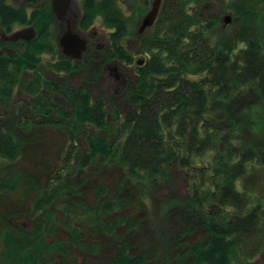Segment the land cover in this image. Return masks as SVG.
<instances>
[{
    "label": "trees",
    "instance_id": "trees-1",
    "mask_svg": "<svg viewBox=\"0 0 264 264\" xmlns=\"http://www.w3.org/2000/svg\"><path fill=\"white\" fill-rule=\"evenodd\" d=\"M204 1L163 0L150 32L139 34L135 16L126 15L120 0H81L82 29L90 28L97 19L111 29V52L106 59L135 65V78L127 90L132 108L121 112L103 96L93 97L89 89L71 86L68 78L80 70L81 62L90 65L95 58L87 51L82 58L73 59L57 50L51 38L55 16L50 1L28 12L0 0L2 27L10 32L16 24H33L37 31L30 41L0 40V48L6 47L0 53V105L10 104L16 88L29 97L23 102V118H9L11 127L0 126V158L18 160L25 147L19 131L27 133L34 127L62 128L70 142L63 164L48 183L34 182L37 191L31 200L32 213L53 217L50 207L57 200L70 202L78 193L73 176L97 159L119 166L125 178L141 188L173 187L177 174L185 173L187 196H169L164 207L184 206L197 227L180 225L168 234L165 230L171 216L164 210L160 214L162 247H173L176 256L161 261L144 253L131 254L123 233L104 221L105 232L119 242L111 264H168L171 260L176 264H233L236 255L249 260L264 250L261 154L252 144H240L251 127L244 117L251 116L253 103L245 93L253 92L255 100L264 102V0H226L225 8L244 19L228 39L213 36L218 21L203 17L199 6ZM130 38L138 42L136 53L144 55L141 65L125 45ZM44 53L57 56L46 69L41 68ZM110 113L113 117L109 119ZM258 121L264 123L260 116ZM78 136H84L87 144L83 152ZM1 169L0 174H5ZM8 176L0 178L2 194L19 185L16 174ZM97 194L109 199V211H114L120 200L106 186L99 187ZM123 221L120 216L118 222ZM135 222L129 220L131 228L137 226ZM196 228L203 234L193 240ZM45 230L40 221L21 238L0 230L8 263L55 264L50 262V254L57 250L65 254L67 249L47 242ZM71 236L73 244L81 247L79 231H71ZM64 264L71 263L66 260Z\"/></svg>",
    "mask_w": 264,
    "mask_h": 264
},
{
    "label": "rangeland",
    "instance_id": "rangeland-1",
    "mask_svg": "<svg viewBox=\"0 0 264 264\" xmlns=\"http://www.w3.org/2000/svg\"><path fill=\"white\" fill-rule=\"evenodd\" d=\"M9 1L17 6L24 3V0ZM32 1L36 5L50 0ZM152 2L153 0H120L119 2L126 15L135 16L137 33L140 21L151 9ZM226 2V0H205L199 6L203 10L204 18L217 19V26L212 32L216 39L233 37L244 22L243 17L236 16L231 9L225 8ZM77 6L81 8V0H73L70 17H73L72 12H77ZM139 8L143 9L145 13H140ZM227 16L231 17L229 23L225 22ZM77 28L78 26L75 27L76 31ZM66 29L67 23L65 21L58 20L52 23L51 38L59 52H61L59 39ZM110 31L111 29L104 25L101 19L96 20L86 34L89 39L88 54L91 53L95 60L91 61L90 65L81 62L80 70L71 75L68 81L73 87L82 86L89 89L93 97L103 96L108 103H113L115 108L124 112L132 108L127 101V90L135 78V65L117 59H106L111 52L109 48ZM145 32H150V28ZM98 44H101L100 48H97ZM125 45L128 50L134 52L136 60L144 56L142 53H136L139 45L135 38L125 40ZM0 52H2L1 49ZM56 57L44 53L41 68L46 69L47 64ZM117 74L121 77L119 80L116 78ZM245 96L246 98L250 97L252 99L250 103H253L252 107L249 108L251 116L244 117V120L251 127H248L250 133L244 132L240 144H252L260 150L262 164L260 167L264 170V123L261 124L258 121L259 116L264 120V102L255 100L256 95L253 92H247ZM28 99L29 97L24 92L16 88L10 104L6 107L0 105V126L11 127L9 118H23L26 112L23 102ZM14 104L17 108L19 106L21 110L19 108L14 109ZM20 112L22 114L18 116L17 113ZM27 115L29 116L30 113L27 112ZM55 116L59 117L57 114ZM111 117L113 116L110 113L109 119ZM19 135L25 139L22 156L15 162L0 158V168L5 173L2 175L16 174L20 185L17 189L8 190L4 194L0 192V230L3 234L7 230V233H15L18 238H21L22 233H30L40 221L46 227L45 240L49 243H58L67 249L65 254L61 250L51 253L49 256L51 263L64 264V261L68 260L71 264L82 262L111 264V259L118 249L119 242L112 240V237L105 232L104 221L114 225L116 232L123 233V239L129 245L131 254L144 253L155 256L161 261L166 260V256H169L168 258L176 256V250L173 247L169 250L162 247L158 234L162 222L161 211L164 210L167 215L171 216L165 230L168 234L173 233L180 225L185 228L197 227V221L187 217V210L184 206L179 204L170 207L171 204L170 208L167 205L164 207V204L171 197L182 199L187 196L189 188L185 173L177 174L175 172L177 174L176 184L173 187L141 188L132 185L125 178L119 166L107 162L100 163L99 159L93 161L86 169L77 171L73 176V183H78V193L71 196L70 202L59 199L50 207L54 211V218H45L40 213H32L31 200L33 193L37 191L33 186L34 182L38 184L48 183L54 170L63 164L64 155L70 142L67 132L62 128L57 129V127H44L43 129L34 127L27 133L19 131ZM78 138L77 144L83 152L87 147L85 138L84 136H78ZM209 156L210 154L203 158V165L208 162ZM2 175L0 174V178ZM8 177L10 178V176ZM101 186H106L108 192L115 199L120 200L112 212L109 211L111 206L109 199L97 194V189ZM238 187L242 189L241 181L238 183ZM120 216L124 218L121 223L118 222ZM129 220H135L137 226L131 228ZM15 229L17 231H14ZM76 229L82 238L81 247H77L71 241V231ZM196 229L198 232L195 236L193 235V240L203 234V231ZM3 244V241L0 240V264H9L5 257ZM184 248L186 250L188 245H185ZM168 264L176 263L171 260V263L168 262ZM233 264H264V250L255 253L249 260H244L236 255Z\"/></svg>",
    "mask_w": 264,
    "mask_h": 264
},
{
    "label": "water",
    "instance_id": "water-1",
    "mask_svg": "<svg viewBox=\"0 0 264 264\" xmlns=\"http://www.w3.org/2000/svg\"><path fill=\"white\" fill-rule=\"evenodd\" d=\"M73 0H52L54 12L58 19H64L68 10L70 9ZM163 0H153L151 9L143 16L138 27V33L143 34L151 28L159 15ZM231 17L227 16L225 22L229 23ZM23 38L18 33L13 35V39ZM60 46L62 53L74 59L82 58L84 52L88 48L87 40L81 34L74 31V25L68 21V27L60 38ZM138 64H143V60H137Z\"/></svg>",
    "mask_w": 264,
    "mask_h": 264
},
{
    "label": "flooded vegetation",
    "instance_id": "flooded-vegetation-1",
    "mask_svg": "<svg viewBox=\"0 0 264 264\" xmlns=\"http://www.w3.org/2000/svg\"><path fill=\"white\" fill-rule=\"evenodd\" d=\"M6 1H8L9 3H10V1L9 0H6ZM25 2H27L26 3V5H24V3ZM73 2V1H72ZM24 3L23 4H21V5H19V6H17V5H14V4H12V3H10V4H12V5H14V6H16V7H25L26 9H27V11L28 12H31L34 8H36V7H42V6H44L46 3H47V1H43L42 3H40V4H36L35 5V2H33L32 0H24ZM50 3H51V6H52V11H53V13H54V16H55V18L53 19V21H52V23L55 21H65L66 23H67V27H68V21H70L73 25H74V31H76L75 30V27L76 26H78V30L76 31V32H78L79 34H81L82 35V37H84L86 40H87V44H88V42H89V39L86 37V34L88 33V31H89V29L92 27H90V28H88V29H82L80 26H79V22H80V19H81V17H82V13H83V9H82V5H81V8H79L78 6V10H77V12H72V16L73 17H70V10H71V6H70V9L68 10V12H67V14H66V16H65V18L64 19H58L57 18V16H56V14H55V12H54V9H53V5H52V0H50ZM71 5H72V3H71ZM72 21H74V22H72ZM52 26V25H51ZM15 33H18V34H20L21 36H23V38H18V39H13V35L15 34ZM51 33H52V31H51ZM37 35V31H36V29H35V26L33 25V24H26V25H19V24H16L14 27H13V29H12V31H7L4 27H2L1 26V24H0V40H2V41H4V42H6V43H8V42H10V41H30V40H32L35 36ZM62 36V35H61ZM61 38V37H60ZM53 40V39H52ZM23 44V43H22ZM56 45V44H55ZM59 45H60V39H59ZM109 45H110V41H109ZM89 46V45H88ZM100 46H101V44H98L97 45V48H100ZM61 47V46H60ZM8 48V47H7ZM2 51L4 50V49H6V47L4 48V47H2V48H0ZM89 50V48H87V50L85 51V52H87ZM7 51L8 52H10L11 51V49L9 48V49H7ZM84 52V53H85ZM1 53V52H0ZM61 53H62V48H61ZM74 59V58H73ZM116 78L119 80L121 77H120V75H116Z\"/></svg>",
    "mask_w": 264,
    "mask_h": 264
}]
</instances>
